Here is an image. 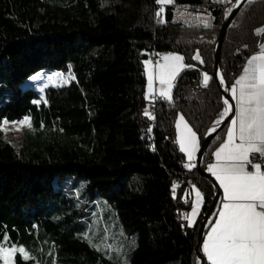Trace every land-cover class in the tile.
<instances>
[{
	"label": "trees",
	"instance_id": "1",
	"mask_svg": "<svg viewBox=\"0 0 264 264\" xmlns=\"http://www.w3.org/2000/svg\"><path fill=\"white\" fill-rule=\"evenodd\" d=\"M234 2L172 0L157 17L156 0H0V125L30 120L18 151L0 129V242L7 236V247L29 256L17 252L15 264H117L107 257L116 229L136 235L128 264H199L196 236L214 188L184 167L175 120L182 115L201 143L219 118L214 47ZM182 7L192 17L176 21ZM258 29L264 0H251L221 43L226 86L264 38ZM152 50L184 57L171 100L146 98ZM46 71L71 79L36 103L38 92L24 84ZM151 105L153 119L144 112ZM177 177L190 178L203 197L191 227L180 216L187 204L172 191Z\"/></svg>",
	"mask_w": 264,
	"mask_h": 264
},
{
	"label": "snow or ice",
	"instance_id": "2",
	"mask_svg": "<svg viewBox=\"0 0 264 264\" xmlns=\"http://www.w3.org/2000/svg\"><path fill=\"white\" fill-rule=\"evenodd\" d=\"M156 2L161 6L156 13L157 17H160L163 6L172 0ZM205 26H208L207 22ZM260 34H264V29L257 30V35ZM193 59L203 63L199 53L193 56ZM161 60L163 63L156 62L155 74L150 70V61H144L148 77V95L153 91L155 80L161 85L159 95L171 100L174 81L186 67L183 64L184 57L168 54L162 56ZM38 76L39 74L31 79L37 80ZM48 79L52 80L53 77L49 76ZM209 80L207 74H202L203 86H207ZM220 83L224 84L222 76ZM228 91L235 104L233 106L228 99L223 100L224 108L215 125L218 126L233 111L234 115L227 128L226 139L213 154L215 163L207 168L222 189L223 196L216 219L205 235L201 250L208 264H264V165L254 162L251 158L253 155L264 158V43L259 45L257 54L247 59L241 75L235 79ZM145 115L149 119L154 118L147 110ZM20 123L30 127L28 118ZM176 129V143L189 161L184 167L191 169L195 167V154L200 147L197 134L183 116L177 119ZM211 131H215V127ZM249 166L252 171L248 170ZM176 187L174 184L173 191ZM195 195L188 226L194 223V217L203 203L201 193L196 191ZM7 242V236L0 242V260L4 264H14L17 252L25 260L29 259L23 247L13 244L9 248Z\"/></svg>",
	"mask_w": 264,
	"mask_h": 264
},
{
	"label": "rangeland",
	"instance_id": "3",
	"mask_svg": "<svg viewBox=\"0 0 264 264\" xmlns=\"http://www.w3.org/2000/svg\"><path fill=\"white\" fill-rule=\"evenodd\" d=\"M166 5H169V4H166ZM166 5H164L163 7H165ZM160 7L161 6L158 5L157 12L160 10ZM229 9L230 8H226L225 14L228 12ZM183 17H185L184 13L180 12L179 15L177 14L176 17H174V19L176 21H186L187 18H183ZM172 54L178 55L176 53H172ZM150 70L153 72V74H155V68L151 63H150ZM49 76H52L53 79L49 80L48 79ZM70 79H71V76L69 74H64V73H60L57 71H48V72L46 71L45 73L44 72L39 73L37 80H32L31 78L27 80V82L24 84V87L27 86L26 84L29 82L28 85L33 87L38 92L39 99H37V101L43 102L44 101V90L46 88L67 84V82ZM153 84L154 86L156 85L158 89L161 87L159 82L153 83ZM148 92H149V89H146V95L148 96L147 99L149 101ZM147 109H148V106H146L145 110ZM25 118H28V117H24L20 121H13V122L7 121V123H5L6 120H3L0 125V129L3 133L4 140L10 143L16 151H18L20 148V144L24 136L23 135L24 131L30 129L28 125L26 124L22 125L20 123L21 121H24ZM184 164H187L186 159H185ZM120 231L119 229L115 230V233H114L115 240L111 241L109 244L107 257L111 261L117 264H128L129 255L132 253L133 249L135 248L136 235L135 234L126 235L125 233H123L122 230ZM105 238H107V236ZM105 243H107V241H105ZM0 264H4V262L0 260ZM32 264H35V263H32Z\"/></svg>",
	"mask_w": 264,
	"mask_h": 264
},
{
	"label": "water",
	"instance_id": "4",
	"mask_svg": "<svg viewBox=\"0 0 264 264\" xmlns=\"http://www.w3.org/2000/svg\"><path fill=\"white\" fill-rule=\"evenodd\" d=\"M249 1H251V0H235L232 7L224 15V19H223L222 24L220 26L219 34L217 36L215 47H214L215 63H214V69H213V77H214V79H215V81L219 87V90H220L223 108H224V103H223L224 99H228L231 104H232V102H231V100L227 94V86H226L225 82L223 85L220 83V77L222 76L221 71H220V64H219L221 43H222L224 34L227 31V29L229 28L231 22L235 19V17L237 16V14L241 10V8ZM231 114L232 113H229V116L225 117L223 122H221L218 126L215 125L216 120L211 123L210 127L208 128L207 132L205 133V135H204V137L200 143V147H199V150H198V153L196 156L195 169L203 178H205L208 182H210V184H212V186L214 188V195H213L212 201L208 207L206 214L200 220L199 228H198L197 236H196L195 254H196V257L199 261V264H206V261L201 254L200 247H201V242H202L204 230H205V228L208 224V221L210 220V218L214 212V209L216 207V204H217V201L219 198V190L216 186L215 181L203 168V158H204V155L208 149V146H209L211 140L226 125ZM214 127H215V131L210 132V130L213 129Z\"/></svg>",
	"mask_w": 264,
	"mask_h": 264
},
{
	"label": "crops",
	"instance_id": "5",
	"mask_svg": "<svg viewBox=\"0 0 264 264\" xmlns=\"http://www.w3.org/2000/svg\"><path fill=\"white\" fill-rule=\"evenodd\" d=\"M171 3H172V2H171ZM171 3H169V5H170ZM180 12L184 13V16H185V17H183V18L190 19V18L192 17V15L190 14V12H189L186 8H184V7H182V8H177L176 11H175L174 17H176L177 14L179 15ZM195 18H200V20L202 19L203 21L208 20L206 17H203V16H196ZM261 43H264V38L260 41L259 45H260ZM259 45H258L257 50H256L255 52L251 53V54L247 57V59L250 58L252 55H255V54L258 53V51H259ZM169 54H172V53H169ZM247 59H246V61H247ZM147 61H150V60H147ZM246 61H245V63H246ZM150 63H151V64L154 66V68H155V65H156V64L153 63L152 61H150ZM162 63H163V62H162ZM245 63H244V65H245ZM244 65H243V66H244ZM144 69H145V66H144ZM242 70H243V67H242L241 71L239 72V74L236 76L235 79H237V78L241 75ZM145 74H146V73H145ZM235 79H234V81H235ZM146 80H147V82H148V77H147V75H146ZM234 81H233L229 86H227V94H228V96H229V98H230V100H231L233 106H234L235 102L232 100V98H231V96H230V93H229L228 89L231 88V86L233 85ZM157 82H158V81H155V80H154V83H157ZM147 85H148V84H147ZM146 89H148V86L146 87ZM157 97L163 98V97H161V96L159 95V89L157 88V86H156V85L154 86V84H153V91H152V94L149 95V100H152L153 98H157ZM222 110H223V105H222ZM233 115H234V111L232 112V114H231V116H230L228 122L226 123V125L223 127L221 137H220L219 141H218V142L212 147V149H211V151H210V153H209V157H208V159H207V161H206V163H205L204 170H205L210 176H211V174L207 171V168H208V166H209L210 164L215 163V157H214L213 154L215 153V151L220 147V145H221V144L224 142V140L226 139L227 128H228V126H229V124H230V120H231V117H232ZM180 116H182V115L179 114V115L176 117V120H175V140H177L176 121H177V119H178ZM219 118H220V116H219ZM184 120H185V119H184ZM185 121H186V120H185ZM186 122H187V121H186ZM188 125H189V124H188ZM189 126H190V125H189ZM197 138H198V137H197ZM198 141H199V139H198ZM176 144H177V146H178V148H179V144H178V143H176ZM199 145H200V141H199ZM197 153H198V151H197L196 154H195V160H194L195 165H196V156H197ZM183 154H184V153H183ZM184 157H185V159L187 160V163H189V161H188V159H187V156H186L185 154H184ZM184 165H185V164H184ZM193 168H195V167H193ZM187 169H188V168H187ZM191 169H192V168H191ZM248 170H249V171H252V169H251L250 166L248 167ZM211 177H212V176H211ZM212 178H213V180L215 181L214 177H212ZM215 183H216V186H217V188H218V190H219V198H218V201H217L216 207H215V209H214V212H213V214H212L210 220L208 221V224H207V226H206V228H205V230H204V234H203V238H202V242H201V247H200V251H201V254H202L203 257H204V254H203V252H202V250H201V249H202L203 240H204V238H205L206 233L210 230V225H211L212 223H214V221H215V219H216V213L218 212V209H219V207H220V201H221L222 196H223L222 189L219 188V185H218V183H217L216 181H215ZM196 191H199V192H200V190H199L198 187L194 184V182H191V183H189V184H186V185L182 186V187H181V190H180V193L178 194L179 199L181 200V202H182L183 204H187V206H186L185 208H183V209L180 211V216H181L182 220L184 221V224L187 225V226H188V217H189V216L191 215V213H192L193 202H194L195 199H196V195H195V192H196ZM202 204H203V203H202ZM202 204L199 206L198 214L194 217V223H193L191 226H193V225L199 220L200 216L202 215ZM201 219H202V218H201ZM191 226H190V227H191ZM204 259H205V261H206V264H208L206 257H204Z\"/></svg>",
	"mask_w": 264,
	"mask_h": 264
},
{
	"label": "built area",
	"instance_id": "6",
	"mask_svg": "<svg viewBox=\"0 0 264 264\" xmlns=\"http://www.w3.org/2000/svg\"><path fill=\"white\" fill-rule=\"evenodd\" d=\"M170 52L168 50H152L148 53V60L152 61L153 63L156 64L157 61H160L161 63L163 62L161 60V57L164 55H168ZM154 99H161L160 97L153 98ZM148 113L153 116L154 115V107L151 105L148 107ZM254 162H259L262 165H264V158H260L258 155H253L251 157ZM176 179V190H177V195L180 193L181 187L191 183L190 178H182V177H177Z\"/></svg>",
	"mask_w": 264,
	"mask_h": 264
},
{
	"label": "bare ground",
	"instance_id": "7",
	"mask_svg": "<svg viewBox=\"0 0 264 264\" xmlns=\"http://www.w3.org/2000/svg\"><path fill=\"white\" fill-rule=\"evenodd\" d=\"M174 184L176 185V179L174 180V183H173V185H174ZM172 191H173V186H172ZM173 193H174V194H176V193H177V190H176V188H175V190L173 191Z\"/></svg>",
	"mask_w": 264,
	"mask_h": 264
}]
</instances>
